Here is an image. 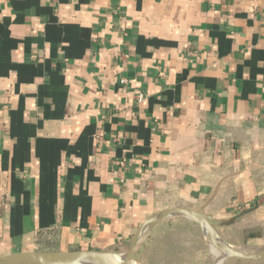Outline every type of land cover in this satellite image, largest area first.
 I'll list each match as a JSON object with an SVG mask.
<instances>
[{"label":"crops","instance_id":"1","mask_svg":"<svg viewBox=\"0 0 264 264\" xmlns=\"http://www.w3.org/2000/svg\"><path fill=\"white\" fill-rule=\"evenodd\" d=\"M179 207L264 239V0H0V254L123 253ZM183 224L135 258L188 261Z\"/></svg>","mask_w":264,"mask_h":264},{"label":"water","instance_id":"2","mask_svg":"<svg viewBox=\"0 0 264 264\" xmlns=\"http://www.w3.org/2000/svg\"><path fill=\"white\" fill-rule=\"evenodd\" d=\"M183 216L188 217L196 221L202 228L204 236L208 238L209 235H213L217 240L214 242V247L223 251L225 257H234L240 259H259L264 256H248L236 253L229 250V248L222 243H228L224 241L216 232L214 227L209 221L196 211L185 208H171L156 212L150 215L146 221L139 227L137 232L132 238V242L129 249L123 253L113 251H98V250H76V251H54V252H19L0 254V259H4V264H127L129 261L135 264H142L133 259V255L140 244L147 229L157 222L158 220L167 216ZM231 244V243H229ZM119 254H124L125 257H119Z\"/></svg>","mask_w":264,"mask_h":264},{"label":"rangeland","instance_id":"3","mask_svg":"<svg viewBox=\"0 0 264 264\" xmlns=\"http://www.w3.org/2000/svg\"><path fill=\"white\" fill-rule=\"evenodd\" d=\"M173 229L175 234H172V236L166 235L164 238L160 239L159 243L161 245L160 246L161 248L159 249L158 256L160 258H165L166 255L172 250L173 253L184 256L185 253L184 251L186 250L185 244L187 242L189 247V260L176 261V260L168 259L167 261H164L161 264H193V262L190 261L193 252L196 250L200 252L202 251V248L205 250V254L203 257L204 261L201 262L199 261L197 264H217V260L215 261L217 254L215 252V247L213 245L214 244L213 236L211 237L209 235L208 238L204 236L205 244H203L202 246V243L200 242L201 235L199 233V229L197 228V226L183 224L182 226H177L176 228ZM238 244L261 247L264 246V239L260 240L258 243H246L239 241L238 243H234L233 246H236ZM178 250H180V252L182 253H180ZM210 250H212L213 254L210 252ZM168 256L172 257L173 255H168ZM135 257L136 256L134 254L133 259L139 262ZM210 258L212 259L211 262L209 260ZM221 264H264V258L247 260V259H240L234 257H224L221 261Z\"/></svg>","mask_w":264,"mask_h":264},{"label":"bare ground","instance_id":"4","mask_svg":"<svg viewBox=\"0 0 264 264\" xmlns=\"http://www.w3.org/2000/svg\"><path fill=\"white\" fill-rule=\"evenodd\" d=\"M211 237L213 235H210ZM213 240L214 242H216L217 240L215 239V237L213 236ZM222 245H225L229 248V250L234 251L236 253L242 254V255H248V256H264V246H248V245H236L233 246V244H229V243H222ZM212 249V248H211ZM215 252H216V260H217V264H221L222 259L226 256V254L217 249L215 247ZM119 257H125L124 254H119ZM215 260V261H216ZM6 261L4 259H0V264H4ZM127 264H135L131 261H129Z\"/></svg>","mask_w":264,"mask_h":264},{"label":"built area","instance_id":"5","mask_svg":"<svg viewBox=\"0 0 264 264\" xmlns=\"http://www.w3.org/2000/svg\"><path fill=\"white\" fill-rule=\"evenodd\" d=\"M138 99H142V95L141 94L138 96Z\"/></svg>","mask_w":264,"mask_h":264}]
</instances>
